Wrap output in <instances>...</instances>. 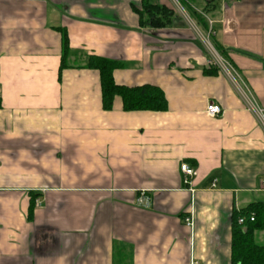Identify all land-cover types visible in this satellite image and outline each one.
<instances>
[{"label": "crops", "instance_id": "0c3cea01", "mask_svg": "<svg viewBox=\"0 0 264 264\" xmlns=\"http://www.w3.org/2000/svg\"><path fill=\"white\" fill-rule=\"evenodd\" d=\"M158 1L160 27L141 0H0V264H230L264 204V0ZM91 55L166 108L103 109Z\"/></svg>", "mask_w": 264, "mask_h": 264}, {"label": "trees", "instance_id": "16d2710c", "mask_svg": "<svg viewBox=\"0 0 264 264\" xmlns=\"http://www.w3.org/2000/svg\"><path fill=\"white\" fill-rule=\"evenodd\" d=\"M138 12L139 23L142 26H165L174 18L173 10L158 0H141V8ZM63 46L65 52V37ZM61 65H63V56ZM87 65L99 73L103 109L112 107L115 96L120 98L122 108L125 111H158L166 108L163 91L157 85L128 86L116 83L112 77V71L120 65V62L91 55ZM251 216L252 220L250 219ZM238 217H243L244 222L242 224L237 223ZM261 230L264 231L263 203L251 202L246 205L245 209L233 212L230 264H264V244L258 243L254 235L255 231Z\"/></svg>", "mask_w": 264, "mask_h": 264}, {"label": "built area", "instance_id": "2783aa9c", "mask_svg": "<svg viewBox=\"0 0 264 264\" xmlns=\"http://www.w3.org/2000/svg\"><path fill=\"white\" fill-rule=\"evenodd\" d=\"M205 111H206V114L209 116H215L221 112L220 107L217 104H214L212 102H210L206 105ZM255 112H256V114L261 115L262 110L256 109ZM180 171L182 172V180H183L184 184H189L191 177L196 174L195 168H193L192 166H190L186 163L180 164ZM34 204L36 206L40 205V199L36 198L34 200ZM250 219L252 220V216L250 217ZM184 221L186 224H189V225L191 224V220L188 217H186L184 219ZM243 222H244L243 217L237 218L238 224H242Z\"/></svg>", "mask_w": 264, "mask_h": 264}]
</instances>
